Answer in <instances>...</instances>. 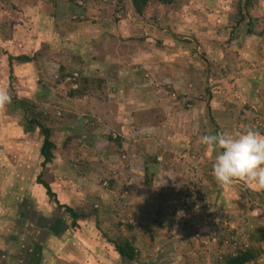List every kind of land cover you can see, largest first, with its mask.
I'll return each mask as SVG.
<instances>
[{
  "label": "crops",
  "instance_id": "obj_1",
  "mask_svg": "<svg viewBox=\"0 0 264 264\" xmlns=\"http://www.w3.org/2000/svg\"><path fill=\"white\" fill-rule=\"evenodd\" d=\"M78 1L0 3V19H5L3 24L6 30L11 29L15 40L12 50L20 51L19 57H26L21 68L28 72L36 68L32 62H39L37 75L29 77L37 96L35 90L20 87L11 94L16 108L13 104L11 109L6 106L0 110V117L6 121L0 122V264H185L176 254L172 255L178 244L168 230L171 191L139 198L138 182H145L144 177L149 180L145 166L151 165L152 157L155 162V157L162 155L166 164L179 173L177 181L183 190L185 158L189 152L199 150L203 134L244 130L237 124V115L264 90V30L254 23L249 25V31L246 24L241 25L235 28L241 34L240 42L234 38L231 46L223 49L214 27L218 19L215 13H227L229 17L233 13L235 18L242 5L255 21L264 18V0H176L180 1L178 8L154 0L140 15L133 11L129 0H82L83 5ZM115 1L118 7L112 3ZM233 1L235 12L231 9ZM226 5L228 12L223 8ZM160 13L168 20L166 27L159 28L151 21L152 15L161 16ZM158 38L166 44L163 41V45L154 46L153 41ZM228 38H232L230 32ZM76 62L82 69L80 82L86 86L85 97L52 93L57 83L47 78L51 85L49 96L39 76L42 63L57 69L61 64L63 75ZM155 67L174 77L173 81L184 75L201 88L204 84L202 91L209 96L205 103L211 123L204 121L205 133L190 132L189 115L181 111L168 115L158 107V98L164 99L167 90L138 89L142 74ZM95 79L102 81L101 89L95 86ZM36 98L44 103L45 110L47 101H55L61 111L55 114L62 115V119L54 118L53 110H46L50 116L47 126L56 148L53 160L44 166L40 154L43 138L36 132L40 128H27L25 118L30 113L20 106V99L34 104ZM163 115L165 119H160ZM155 117L168 122L166 129L153 126L156 132L152 138L128 147L125 137L132 124L141 125L139 121L144 118L149 124ZM99 121L120 132L119 140L112 142L104 133L105 138L97 137L93 125ZM121 149L136 152L135 182L128 187L134 219L129 238L135 244L132 259L121 256L114 247L119 233L113 203L114 191L119 187L115 182L121 179L117 174L120 166L107 170L112 176L109 188L98 183L103 175L97 152L105 150L110 154ZM78 157L80 161L75 159ZM156 171L152 173L153 180L158 177ZM38 176L50 186L61 206L37 183ZM121 176L126 180V174ZM210 178L213 182L208 196L214 215L240 220L247 229L258 225L257 220L264 224V204L258 203V199H264V190L238 180L240 183L234 181L233 185L244 191L233 194L232 184L222 187L211 173L208 181ZM95 201L100 208L92 210ZM144 252H151L154 261L147 263ZM187 257L192 260L195 256ZM192 261L199 264L196 259Z\"/></svg>",
  "mask_w": 264,
  "mask_h": 264
},
{
  "label": "rangeland",
  "instance_id": "obj_2",
  "mask_svg": "<svg viewBox=\"0 0 264 264\" xmlns=\"http://www.w3.org/2000/svg\"><path fill=\"white\" fill-rule=\"evenodd\" d=\"M10 1H12V0H10ZM180 1H182V0H180ZM2 2H3V0H0V3H2ZM179 2L172 3L173 4L172 6L176 7V8L180 7L181 5L179 4ZM112 3L116 7H118L117 1L112 2ZM167 5H169V4H167ZM238 6H239V4L237 5V7ZM223 8L226 9V10H224L225 12L229 11L227 9V8H229V6L226 5V6H223ZM9 9L11 10L12 8L9 7ZM231 9L233 12H235V10H236V2L235 1L232 2ZM115 13H116V11H115ZM167 15L169 16V13ZM235 15H236V13H235ZM163 16H164L163 14H161V16H157V17L152 15L151 21L153 23L157 24V27H159V28L161 26L166 27V22H168V20L166 19V17L163 18ZM187 16L188 17H186V23L189 21V18H190L189 15H187ZM215 16H217L218 19L215 20V22L217 24L214 25V27L217 30L218 37L221 39V45H222L223 49L229 48L231 46V41L234 38L238 39V41L240 42L241 34L235 32V28L239 29L241 27V25L246 24L247 25V31H249V25L254 23V24L258 25L259 27H261V30H264V18H259L258 20L253 21L251 19V16L249 15V12L242 5H240V13L237 14L235 18H233L234 17L233 13H232L231 17H229L227 15V13H220V12H219V14L215 13ZM4 20H5L4 18L0 19V86H6L9 90L10 94H12L13 91L17 92V90L20 89V87L21 88L23 87L25 89L35 90V94L37 96V89L34 87L33 82L30 81L29 77L33 76V75H37V72L39 71V68H37V66L39 65V62H36V61L32 62L33 64H35V67H36L33 70H29L28 72H26L25 70L23 71V69L21 68V65L24 64L22 62H24L26 60V58L25 59H18V58H20L18 55L22 54V53L18 50H12V43L15 40L13 39L14 37L12 38V36H11V34H12L11 29L7 28V30H6L5 25L3 24ZM208 26L211 27L212 25L208 23ZM228 32L231 33L232 38L227 39ZM154 40H155V41H153L154 46L163 45V43H162L163 41L166 44V41L163 40L162 38L161 39L158 38V40L157 39H154ZM225 52L226 51H223V53H225ZM27 55H30V54H27ZM261 55L264 56L262 53H261ZM220 57H221V55H220ZM250 58H251V56L249 57V59ZM66 59L68 60V58H66ZM51 60H55V58H53ZM61 68H62L61 64H60V68L57 69V67H55V66H50L48 64L42 63V69L40 70L41 74L39 76H41V81L43 82V87L46 88L45 90H47V88H48L49 96H52L51 95V89H50L51 85H50V81L47 78H49V79L53 80V82L57 83V85H56L57 87H54V89H52V93H53V91H55L57 94L65 92L68 95L75 96L76 90L78 91L79 88L81 86H83V88H80L82 90V93L79 95H76V96H79V97L85 96L83 89L86 88V86L81 85V82H80L82 69H81L79 63H77V62L75 64L71 63V68L69 70L67 69L68 72H66V73L63 72L62 73L63 75L60 74V72L62 71ZM42 73L44 75H42ZM58 73H59V75H58ZM195 75H197V74H195ZM60 77H63V78H60ZM173 78L174 77L171 78V76L168 75L166 72H162V70L159 69L158 67H155V68L150 69V70L148 69L145 73L142 74V77L139 79V84L144 85V86L138 87V89L139 90L142 89V92H145L149 89H153V90L156 89L157 91H159L160 89H163V91L167 90V91H165L166 96L164 97V99L160 98V97L158 98V101H159V104H157L158 107L160 109H162L168 115H170V114L173 116L177 115V112H179V111L183 112V114L189 115V117H190V132L194 133V130H195L198 133H205L206 131L204 129L207 126H206V123H204V121L209 122V125L211 123H210V121H208L209 117H208L207 112H206V103H205L208 100L209 96L206 92L202 91L204 84L200 82L202 84V88H201L198 83L191 80V77H185L184 75H178L174 81H173ZM263 78H264V75H263ZM184 79H186V80H184ZM149 80L151 81V84H149V82H148ZM94 82H96L95 86H98V87L101 86L99 89L102 88L103 85H101V83H102L101 80L95 79ZM90 84H91V86L93 85V83H90ZM164 86L165 87L169 86V87L165 88ZM171 89H173L174 91ZM14 96H17V94H14ZM160 96H161V94H160ZM258 97H259V92L257 93L254 100L256 101V99ZM50 98H52V97H50ZM32 99H33V97L31 98V100ZM12 100H14L13 97H12ZM34 100H35V103L33 104L34 107L31 109L34 110L35 113H39V115H41L40 116L41 119H43V117H44V119H46V121L44 119L42 120V121H45V123L44 122L43 123L46 125H47L48 118L50 117V116H48V113L46 112V110L49 112L51 110H53L54 114L56 111H59V113L61 112L60 109L56 108L57 105L55 104L56 103L55 101H47L49 103V105L46 104V110H45V107H43L44 103H41L37 98ZM255 101H253L252 103H248L245 107L242 108V110H240L239 114L237 115L238 116V121H237L238 123L237 124L241 129L251 127L252 129L257 130V131L261 132L262 134H264V130L253 127V124L255 123L254 122L255 118H252V115L250 112V109H251L250 104L251 105L255 104ZM13 104H14V107L16 108L17 104L14 101H12L9 105H7V108L6 107L5 108L11 109ZM44 112H46V113H44ZM55 117L58 119H62V115H60V114H59V116H57V114H55L54 118ZM159 118L165 119V115H163ZM177 118H178V116H176V119ZM4 119H3V117H0V122L4 121ZM26 119L27 118H25V120ZM80 121H81V117L78 119V123H81ZM146 121H147L146 118H144L143 121H139V122H141V123H139L141 125L134 126V124H132L133 126L130 127V131L128 132V135H126V137H125V139H128L127 140L128 147L133 145L135 142L146 141L149 138H152L154 133L156 132L155 129L153 128V126L164 127V129H166V127L168 126V122L166 120H163V121L159 120L158 121V119L156 117L153 120H151L150 121L151 123H149V124H147ZM4 122H6V121H4ZM158 122H160V123H158ZM99 123H101L102 125H107V124L103 123L102 121H99ZM144 123H146V124H144ZM94 125H96V124H94ZM94 125H93V128H95V129L98 127H103V126H94ZM80 127H82V126H80ZM110 128L111 127L108 126L107 129H110ZM137 128H138V133L136 131ZM35 129H38V127H36ZM99 130H102V132H104L105 128H100ZM36 132L40 136V138L41 137L43 138V134L40 131V129H39V131H36ZM53 134H54V131H53ZM209 134H211V133L209 132V133L203 134V135H209ZM215 134H217L216 131H215L214 135ZM50 135H51V130H50ZM118 135L119 136H118L117 140H115V139H110V140L112 142L118 141L120 138V132H118ZM50 139H51V137H50ZM198 146H199V150H197L196 153L201 154L203 157V165H204L203 168L205 169V167H206V170L210 171V173H211L212 164L214 162V158H215L216 154L218 153L219 149H216L214 147H211V149H210V147H206V146L199 144V143H198ZM190 147L192 148V146H190ZM192 149H194V148H192ZM104 152L109 153V152H106L105 150H104ZM189 153H192V152H189ZM160 156L162 157V161H157L155 159V162H154V159L152 157V163L154 162L155 164L153 165L151 163V165L148 164L145 166L146 167L145 168L146 175L150 174L149 175L150 178H149V180H147V178L145 179V183H144L145 187L142 189L143 192L140 195L137 194L139 196V198H142L145 196L152 198L153 189H155V187H156L155 184L153 185V182H154L153 179H151L152 173H154V171L157 170L156 172L159 176L160 172L169 171V170L173 169L170 165L166 164V162L163 159V156L162 155H160ZM80 157H82V156H80ZM80 157L75 158V159L80 161L81 160ZM100 163H102V162H100ZM103 165H101V167H103ZM173 174L176 176L177 179H179V177H178L179 173L175 171V168L173 169ZM239 181L236 180L237 183H240ZM208 182H209V184L212 185L213 180H211V178H210V180ZM240 191H244L243 187L234 184L232 193L233 194H239ZM161 192H170V191H160V193ZM242 193H244V192H242ZM170 195L172 197L171 192H170ZM129 200H130V198H129ZM258 203L264 204V199L263 200L258 199ZM92 210H95V209L92 208ZM170 211H171V209H170ZM223 217L226 218V216H223ZM262 219H264V218H262ZM254 221H256V220H254ZM257 222L259 223L257 226H260V227L264 226V224H261L262 220H260V222L257 220ZM257 222H255V223H257ZM235 223L238 225L239 228L243 225L240 222V220H235ZM132 224L133 223L129 224L124 231H121L119 228H117L119 235L122 234V236H123V234H124V236H126L127 238L132 237L130 234V232H132L131 228H130V226ZM171 225L172 224H169V227H168V230L170 229L169 231L171 234H169V233L168 234L173 236L174 240L178 244L174 247V250L172 251V255H173V253H174V255L176 254V257L178 260L181 259L185 262V264H189V262L187 260V255L191 254V255L195 256L194 259H196L199 264H220L219 262L217 263V261L215 260V258L213 256V253L211 251H206L205 249L200 247V245L198 246L196 241H194L192 239L193 238L192 235L190 236V235L181 234L179 230L177 231V228L171 227ZM250 227H248L249 236H250V231H249ZM173 230H174V233H172ZM178 238H180V239H178ZM132 243L135 246L134 240H132ZM185 245H186V247H185ZM172 246H173V244H171V247ZM161 248H162V245H161ZM155 251L156 250H154V252ZM157 251H159V250H157ZM223 251H224V253L222 254V259L219 261H223L226 256H230L225 249H223ZM144 253H146L147 263L154 261V259H152V257H151V252H144ZM179 253H181L183 256L180 257ZM194 259H192V260H194ZM192 260H190V263L194 264V262ZM215 261H216V263H215ZM223 262H225V261H223ZM160 264H167V262H163ZM245 264H264V247H263L262 253L258 254L255 258H253L252 260H250L248 263H245Z\"/></svg>",
  "mask_w": 264,
  "mask_h": 264
},
{
  "label": "built area",
  "instance_id": "obj_3",
  "mask_svg": "<svg viewBox=\"0 0 264 264\" xmlns=\"http://www.w3.org/2000/svg\"><path fill=\"white\" fill-rule=\"evenodd\" d=\"M78 4L83 5L82 0H79ZM148 82L151 84L150 80ZM250 112L252 118H255L253 127L264 130V90L256 99L255 104L251 105ZM100 128L105 127L95 129L97 137H104L102 134L104 133L107 139L116 140L119 136L117 131L105 128L104 132H102L99 130ZM121 150L122 152L119 153ZM121 150L110 154L100 150L97 152V157L102 162V165L104 163L107 164L103 165L101 170L103 176L98 179L102 187H110L109 178L112 176L107 173V170H113L116 164L120 166L117 174L120 175L121 179L115 182L119 187L114 191L116 192V197L113 209L117 219V226L121 231H124L129 224L134 222L128 187H131L135 182L133 168L135 167L134 156H136V152L133 149ZM155 159L162 161L160 155ZM107 167L109 168L107 169ZM123 174L127 175L126 180L122 178L121 175ZM209 174L210 171L203 168L202 155L189 153L185 158L184 179L182 180L183 190L180 189L177 178L171 170L162 171L153 180V185L155 184L156 187L153 189L152 197H156L160 191H171V227L177 228V231L179 230L182 234L192 235V239L196 241L198 246L200 245L206 251H211L215 260L219 261L222 259L223 249L230 256H235L240 251H245L249 246V233L248 229L243 225L239 228L235 220L232 221L210 213L212 204L208 196L210 188L208 182ZM144 179L146 178L144 177ZM144 183L143 180L138 182V195L143 192ZM92 206L94 209L100 208V204L97 201ZM172 233H174V230ZM179 254L180 257L183 256L181 253ZM187 260L188 262L190 261L188 257Z\"/></svg>",
  "mask_w": 264,
  "mask_h": 264
},
{
  "label": "clouds",
  "instance_id": "obj_4",
  "mask_svg": "<svg viewBox=\"0 0 264 264\" xmlns=\"http://www.w3.org/2000/svg\"><path fill=\"white\" fill-rule=\"evenodd\" d=\"M262 84L264 85V79ZM11 102L12 96L8 88L0 86V110ZM97 125L102 124L98 122ZM102 126L108 128L105 125ZM199 143L219 149L212 164L211 174L220 186L227 187L234 181L240 180L254 186L257 190H264V134L247 127L235 133L203 135Z\"/></svg>",
  "mask_w": 264,
  "mask_h": 264
},
{
  "label": "trees",
  "instance_id": "obj_5",
  "mask_svg": "<svg viewBox=\"0 0 264 264\" xmlns=\"http://www.w3.org/2000/svg\"><path fill=\"white\" fill-rule=\"evenodd\" d=\"M129 1L132 5L133 11L137 14H141L148 5V3L154 0H129ZM155 1L167 5L174 3L176 0H155ZM25 58L26 57L23 56L18 59H25ZM80 88H83V86H81ZM80 88L78 91L76 90L75 96L82 93V90ZM20 106L24 110L30 113L26 119L27 128L28 129L33 128V126L35 125L36 127L40 128V131L43 134V141L40 147V154L43 159L42 165L44 166L47 162L53 160L54 149L56 147L55 143L50 139V129L46 124H44L46 119H44L43 117L45 121H42L43 119L40 118L41 115H39V113H35V111L31 109L34 107L33 104L24 100L22 101L20 99ZM36 181L37 183L42 184L46 188L48 196L52 198L56 202V204H59L55 197L54 192H52L50 186L42 179V177L38 176L36 178ZM59 205L61 206V204ZM63 206L64 205H62V207ZM64 208L66 210H70V208L68 207H64ZM73 216L75 217V214H73ZM249 231H250L249 246L247 247V249L245 251H240L235 256H226L223 260L225 262L217 261V263L219 262L220 264H244L255 258L258 254L262 253L264 247V226L260 227L254 225L249 228ZM114 247L115 250L118 252V254H120L121 256H126L130 259L135 258V247L132 241L129 240V238H127L126 236H124V234L123 236L122 234L118 235V237L114 240Z\"/></svg>",
  "mask_w": 264,
  "mask_h": 264
}]
</instances>
